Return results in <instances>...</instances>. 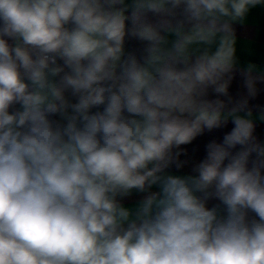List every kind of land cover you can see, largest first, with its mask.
Returning a JSON list of instances; mask_svg holds the SVG:
<instances>
[{"label":"clouds","instance_id":"9594fccd","mask_svg":"<svg viewBox=\"0 0 264 264\" xmlns=\"http://www.w3.org/2000/svg\"><path fill=\"white\" fill-rule=\"evenodd\" d=\"M257 5L0 0V264H264V143L247 99L206 98L228 96L237 69L249 97L264 82L233 27ZM229 120L195 175L166 171ZM133 191L130 209L118 197Z\"/></svg>","mask_w":264,"mask_h":264},{"label":"crops","instance_id":"0c3cea01","mask_svg":"<svg viewBox=\"0 0 264 264\" xmlns=\"http://www.w3.org/2000/svg\"><path fill=\"white\" fill-rule=\"evenodd\" d=\"M128 15H130V13H128ZM177 18L179 19L180 17L178 16ZM149 20L155 22L157 17L150 13ZM128 22L131 24L130 20ZM233 27L237 37L236 55L240 66L254 63L264 70V5H257L251 8L247 13L245 20L242 23H235ZM168 39L171 42L175 37L169 35ZM9 43H11V41H9ZM143 47L144 44L142 42L138 46L125 45V51L126 53L134 52L140 57L143 54ZM256 88V96L249 97L247 88L245 87L244 77L241 75L240 70L237 69L229 84L228 96L218 95L209 88L206 98L209 100L219 98L225 101L228 109L235 106L239 101L247 99L248 110H251L253 113L252 119L255 124L254 136L258 142L264 143V120L260 119L261 114H264V82L258 81ZM66 97L71 103L76 102V98L73 97L70 92L66 93ZM229 97H231V102H229ZM13 108L17 110L20 106L14 105ZM240 114L244 115L245 113L241 112ZM55 121L63 122L59 114H55ZM233 127L234 124L229 120L220 128L211 131L205 130L203 134L197 136L190 144L182 145L180 149H174V152L180 151L181 153L178 157V161L182 163V167L177 168L175 163H173L166 171L172 175H195L196 173L193 169L206 158L207 144L212 141L222 143L224 136L231 132ZM239 150H241V146L238 145L235 149H232V152L235 154V152ZM252 159H255V154H253ZM152 191H159L158 186H153ZM145 195V193L133 191L130 196L123 198L118 197V199L123 206L134 209ZM217 205H220L221 214H226L223 211V205L220 204L218 199H210L206 206L212 208ZM253 217L254 214L250 212L249 218Z\"/></svg>","mask_w":264,"mask_h":264},{"label":"trees","instance_id":"16d2710c","mask_svg":"<svg viewBox=\"0 0 264 264\" xmlns=\"http://www.w3.org/2000/svg\"><path fill=\"white\" fill-rule=\"evenodd\" d=\"M126 28L127 29H131L132 25L129 24L128 21H126ZM141 42L138 39H135L133 37H131L130 35L126 36V40H125V45H130V46H138ZM103 110V106H99L98 108H93L92 112H96V111H102ZM15 111V109L12 107L10 108V112ZM50 119L55 121V115H51L49 117Z\"/></svg>","mask_w":264,"mask_h":264},{"label":"rangeland","instance_id":"374dc122","mask_svg":"<svg viewBox=\"0 0 264 264\" xmlns=\"http://www.w3.org/2000/svg\"><path fill=\"white\" fill-rule=\"evenodd\" d=\"M254 214V213H253ZM255 215V214H254Z\"/></svg>","mask_w":264,"mask_h":264},{"label":"built area","instance_id":"2783aa9c","mask_svg":"<svg viewBox=\"0 0 264 264\" xmlns=\"http://www.w3.org/2000/svg\"><path fill=\"white\" fill-rule=\"evenodd\" d=\"M62 63V62H61Z\"/></svg>","mask_w":264,"mask_h":264}]
</instances>
